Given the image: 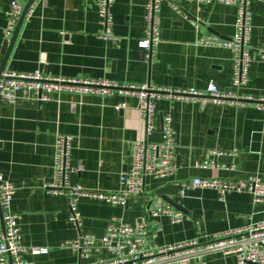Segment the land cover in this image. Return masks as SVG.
<instances>
[{
	"label": "crops",
	"instance_id": "crops-1",
	"mask_svg": "<svg viewBox=\"0 0 264 264\" xmlns=\"http://www.w3.org/2000/svg\"><path fill=\"white\" fill-rule=\"evenodd\" d=\"M0 0V65L9 41L3 37L9 4ZM25 7L28 0H16ZM146 0H115L111 7L116 41L98 38L97 0H35L28 21L18 29L3 72L19 74L40 70L53 77L84 80L107 79L120 84H147L152 88H194L210 83L219 89L264 97V60L254 57L248 82L231 88V53L227 49L196 44L203 35L228 40L234 33L236 8L217 2L182 3L184 20L167 4L160 10V39L156 57L145 63L137 43L144 37ZM251 50L264 47V0H251ZM194 22V24H193ZM47 102L22 96L14 105L0 100V176L16 188L11 208L20 216L19 229L25 246L48 248V253L25 256L33 264H73L77 255L60 248L62 242L83 234L102 236L107 222L120 217L133 225L146 218L155 202L182 212L172 224L167 217L149 218L152 243L167 246L188 240L206 241L214 234L264 221V201L254 202L249 193H232L223 201L214 190L195 189L179 195L180 184L193 178L243 180L264 175V111L253 106L222 107L187 104L163 99L155 103V130L147 141L159 142L162 116L170 113L175 132L176 170L166 179L146 178L142 195L125 207L80 199L81 223L68 221L65 195H52L43 186L51 181L54 142L58 135L71 138L70 182L86 189L115 192L120 175L130 166V144L143 137L132 96L51 94ZM117 106H123L116 110ZM236 150V157L220 163L235 164L234 171L197 169L210 150ZM171 200L180 209L165 201ZM145 216V217H144ZM100 257H106L101 252ZM97 256H92L96 258ZM207 264H235L233 256L213 254ZM190 264H198L193 260Z\"/></svg>",
	"mask_w": 264,
	"mask_h": 264
},
{
	"label": "built area",
	"instance_id": "built-area-1",
	"mask_svg": "<svg viewBox=\"0 0 264 264\" xmlns=\"http://www.w3.org/2000/svg\"><path fill=\"white\" fill-rule=\"evenodd\" d=\"M115 0H97L99 18L98 38L104 41H116L112 32L111 7ZM193 2L234 5L236 17L234 33L224 40L214 35L199 37L196 44L207 48L227 49L231 53V88L238 90L248 82V72L254 57L264 60V47L251 50V0H146L144 6V37L137 47L143 52L145 63H151L156 57L160 39V10L167 4L178 16L189 21L183 13L182 3ZM24 11L23 5L16 0L9 4L7 21L3 37L9 41ZM33 10L28 9L23 21H28ZM194 24V22H193ZM70 93L77 95L112 96L125 95L136 99V111L142 126L143 137L130 144V166L120 175L119 187L115 192H101L86 189L70 182L74 169L70 166L71 138L58 135L54 142L51 181L43 188L52 195H65L67 199L68 221L75 226L81 223L77 209L80 199L97 200L106 204L125 207L132 197L142 195L146 178L166 179L176 170L175 132L170 113L162 116L161 137L159 142H149L147 138L155 130V103L163 100H177L187 104H214L222 107L253 106L264 111V97L253 99L249 95H238L231 90L224 91L210 83L204 90L194 88H152L147 84H120L107 79L84 80L79 78L53 77L40 70L19 74L2 72L0 75V100L14 105L22 96L32 102H47L51 94ZM123 106H117L119 110ZM237 151L210 150L207 159L194 163L197 169L234 171L235 164L226 165L219 162L223 157H236ZM195 189L214 190L220 201L232 193H249L254 202L264 201V175H252L243 180L217 178H193L180 184L179 195L184 197L187 191ZM15 186L0 176V209L3 228L0 224V264H33L25 256H38L48 253L46 247L25 246L22 243L19 220L20 216L12 208ZM167 217L172 224L183 219L182 212L169 204L155 202L147 211L146 218L133 225L122 218L112 217L108 220L102 236L83 234L73 240L60 244V248L69 249L77 255L73 264H207L205 257L213 254L230 255L235 264H264V221L244 228L228 230L214 234L206 241L188 240L185 242L156 246L152 241L159 229L151 230L148 219ZM101 252L106 257H100ZM97 256L92 258V256Z\"/></svg>",
	"mask_w": 264,
	"mask_h": 264
},
{
	"label": "water",
	"instance_id": "water-1",
	"mask_svg": "<svg viewBox=\"0 0 264 264\" xmlns=\"http://www.w3.org/2000/svg\"><path fill=\"white\" fill-rule=\"evenodd\" d=\"M34 1L35 0H28V2L26 3V5L24 7V11H23V13H22V15H21V17H20L17 25H16L15 31H14L13 35L11 36V38H10L9 45H8V48H7V52H6L4 58H3L2 62H1V65H0V75L4 71L6 62H7L8 58H9L10 51L12 49V46L14 44V41H15V38H16V35H17L18 29H19V27L21 26V24H22V22L24 20V15L26 14V11L30 8V6L33 4ZM39 103H41V102H39ZM161 123H162V121H161ZM163 199H165L166 202L172 204L175 208L180 209V206H176L175 204H173L171 202V200H169L167 198H163ZM0 224H1V227L3 228L1 209H0Z\"/></svg>",
	"mask_w": 264,
	"mask_h": 264
},
{
	"label": "rangeland",
	"instance_id": "rangeland-1",
	"mask_svg": "<svg viewBox=\"0 0 264 264\" xmlns=\"http://www.w3.org/2000/svg\"><path fill=\"white\" fill-rule=\"evenodd\" d=\"M147 209H149V208H147ZM145 216H146V215H145ZM145 216H144V217H145ZM142 219H143V218H140L138 221H142ZM134 225H135V224H134Z\"/></svg>",
	"mask_w": 264,
	"mask_h": 264
}]
</instances>
